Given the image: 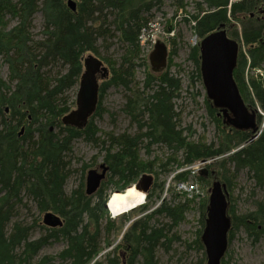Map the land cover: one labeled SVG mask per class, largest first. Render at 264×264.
Listing matches in <instances>:
<instances>
[{"label":"trees","instance_id":"16d2710c","mask_svg":"<svg viewBox=\"0 0 264 264\" xmlns=\"http://www.w3.org/2000/svg\"><path fill=\"white\" fill-rule=\"evenodd\" d=\"M73 1L75 11L66 0H0V65L6 64L9 70L8 80L0 76V264H46L57 258L66 264H159L158 250L169 252L181 240L173 230L184 221L191 202L164 198L156 207L147 202L129 215H120L125 219L135 211L141 212L139 218L126 226L121 240L98 260L104 250V234L116 232L122 225V222L117 225L119 217L111 218L106 209L108 185L114 184V191L123 192L136 184L141 175L153 173L155 179L147 197L150 200L155 196L159 201L164 182L158 177L171 162L179 167L223 156L206 168L212 167L209 174L215 171L217 178L226 181H222L226 188L240 169H248L254 188H264V127L246 145L251 137L249 132L235 129L220 128L217 141L211 143L191 141V127H180L173 104L182 85L180 79L168 69L148 71L141 87L136 86V69L145 64L144 59L142 62L139 59V31L149 22L153 9L159 10L167 0ZM168 1L179 9L185 7L184 0ZM194 8L195 13L186 14L184 20L192 21L191 29L197 39L220 27L236 40L238 49L245 46L246 53L238 52L234 80L241 83L252 108L264 110L263 83L252 77L248 83L245 79L247 66L253 69L264 62V0H196ZM36 12L43 18L42 37L38 39L31 37L30 32ZM11 22L14 24L10 25ZM235 23L241 27L240 32L233 30ZM111 37L122 44L123 52L119 61L98 57L104 60L109 74L100 80L96 111L83 129L64 126L61 117L74 104L68 91L80 80L84 55H96L98 42ZM189 51L199 77L198 44ZM175 53L174 48L169 51V60ZM114 86L130 92L122 111L136 131L105 132L101 137L92 119L99 114L103 93ZM208 109V115L218 124L217 117ZM257 115V123L261 125L262 116ZM80 138L98 146L102 162L107 166L106 177L91 193L86 192L83 184L88 164L81 165V180L73 190L66 192L64 186L71 172L78 171L71 163V152L72 142ZM155 144L171 150L166 162L141 158V151L149 155ZM179 153L181 162L176 157ZM184 173L177 174L175 179H182ZM209 176L196 175L195 179L204 183ZM29 199L33 204L28 211L34 208L43 215L51 212L62 223L40 224L44 233L32 237L37 223L16 218L18 209L27 207ZM204 205H199L203 229L207 213ZM228 211L232 219L230 230L241 226L254 241L264 237L263 201H256L254 209L238 216L231 208ZM201 235L185 243L187 249L193 248L202 255L195 264L205 263ZM56 241L64 242V248L55 256L46 255L37 260L39 251ZM112 242L108 241L107 245ZM121 248L124 262L116 254Z\"/></svg>","mask_w":264,"mask_h":264},{"label":"rangeland","instance_id":"374dc122","mask_svg":"<svg viewBox=\"0 0 264 264\" xmlns=\"http://www.w3.org/2000/svg\"><path fill=\"white\" fill-rule=\"evenodd\" d=\"M194 1L196 0H184V9L177 8L175 3L172 1H165L164 5L160 7L159 10L153 9L152 17L148 20L151 25L145 29V32L152 40L158 39L161 42L167 44L168 52L173 48L176 52L174 55L170 56V60L168 55L166 69H168L169 72L176 78H179L182 84L181 88L176 93L177 96L173 99L175 112H177L179 116L178 120L180 127H191V141L203 140L207 143H211L213 141H217L222 125L219 123V121L218 125L217 122H214L211 116L208 115L209 113L206 104V94L203 83L201 82V76L198 77L195 64L189 58L190 47L197 45L200 41L196 38L193 30L191 29V25L193 24L192 21L184 20L186 14L195 13L196 10L194 8ZM258 16L261 15L258 14ZM13 24L14 22H11L10 25ZM42 24V15L40 12H36L32 22V28L30 30L31 37L34 39L42 37ZM232 28L233 30L236 29L238 32H240L241 27H239L238 23H235L234 27ZM98 45V53L96 55L94 54L95 56L99 57L101 60L105 57L108 60L113 59L115 61H119L118 59L122 55L123 47L122 44L117 41V39L111 37L109 40H101L98 42ZM153 46L147 47L146 44L144 46L140 45L139 47V59L141 62L144 59L145 64H140L135 72V81L137 83L136 86L138 87H141V82L145 79L146 72H152L147 58L149 54L148 52L152 50ZM239 49V53L241 51L246 53L247 51L243 45H241V48L239 46ZM245 70L246 81L252 77L262 82L264 85V62L260 66L253 69H250L247 66ZM8 74L9 70H7V65L2 63L0 65V76L6 81L8 80ZM237 85L243 100L251 105L247 94L243 92L241 83H237ZM77 87L78 84L73 88V90L68 91L70 100L75 99ZM129 93L130 92L128 90H124L123 87L116 86L106 89L103 93L99 104V114L94 115L92 119L93 123L97 127V130L99 131L98 134L101 135V137L105 132L120 134L126 131L131 133L136 131L135 125L131 122V119H129V117L122 111L125 98L127 95H129ZM74 107L75 100L71 110ZM260 110L262 115L260 113L259 114L262 116V124L259 125L257 123L259 126V135L264 127V110ZM185 134L189 136V133L186 130ZM72 143L71 163L73 164V167L78 169V171L74 170L71 172L70 177L64 184L66 192L73 190L80 182L81 175L79 169L81 168L82 164L89 165L83 174L84 184L87 171L89 169L98 167L102 162V153L99 152L100 150L98 146H93L90 142H87L81 138L74 140ZM150 150L152 151L149 153V155H146L144 150H142L140 153L141 158L145 160L156 158L159 163H163L167 161L166 158L168 156L171 157V150L169 151L165 149L161 144H155L151 146ZM235 150H232L231 152L233 153ZM176 157L177 160L181 162V153L178 155L176 154ZM221 157L218 159L221 160ZM159 163H157V165ZM182 166L178 167L176 163L171 162L170 165L165 167L167 171L161 172V175L158 177L164 182L161 197L166 193V197L164 196V198H166L167 201H173L174 199L175 202L183 200H188L191 202L189 204V209L185 212L184 221L179 223V225L173 230V232L180 236L181 240L179 242H175V244H173V250L169 252L158 250L157 257L159 264H195L197 257L202 256L199 255L200 252L195 251L193 248L187 249L185 243L186 241H194L196 237H200L201 235L200 233L203 229V226L199 221V205L205 204L207 206V198L209 194L208 188L211 187L213 180L209 176L206 178V182L200 183L195 179V175L192 177L190 172L185 171L184 175L182 176L183 178L176 180L175 177L177 174H179L178 172ZM230 168L233 173L232 166H230ZM209 169L212 170V167ZM150 174L153 176V179H155L154 174ZM231 179V184L227 186V190L229 192L230 208L234 211L236 216L247 213L249 210L254 209L256 201L261 200L264 202V188H254L253 180L250 178L248 169H240L237 171L235 176L233 174ZM183 180L190 182L196 181L198 183V191L200 195L193 198H187L184 194L177 192L175 189V184ZM221 180L226 183V181L223 179ZM114 187V184L108 185L106 193L109 196L116 192L114 191ZM145 194V203L148 202L150 206L156 207L158 205V201H156L155 196L151 197L149 200L147 197L148 193L146 192ZM27 204V207L22 206L18 209V216L16 218L27 223H37L34 227V232L32 233V237H37L44 233L42 228L39 227L40 224L43 225V214L38 213V211L34 208H32V211L27 210V208L30 206L32 207L33 204L30 199L28 200ZM127 214L129 215V213ZM140 216L141 212L135 211L132 213V215H130V217L126 216L127 218L125 217V219H123V216H120L117 219V225L122 222L121 228L116 232H110L109 235L104 234V237H102V247L104 250L97 257L98 260L103 259L106 253L109 252L121 240V235L123 232H125L126 226H128L132 220L139 218ZM110 240L113 241L112 244L107 245L108 241ZM228 243L229 246L225 252L226 255L222 260L223 264H264V237L254 241L253 238L249 236L247 232H245L244 228L239 226L238 228L233 227L229 231ZM64 246L65 244L62 241L51 242L45 245V247L39 251L37 260L45 257L46 255L55 256L59 250L64 248ZM116 254L119 256L118 258L121 260V262L125 261V255L122 248L118 249ZM46 264H66V262H63L57 258L56 260ZM204 264H206V257Z\"/></svg>","mask_w":264,"mask_h":264},{"label":"water","instance_id":"95a60500","mask_svg":"<svg viewBox=\"0 0 264 264\" xmlns=\"http://www.w3.org/2000/svg\"><path fill=\"white\" fill-rule=\"evenodd\" d=\"M68 7L75 11L76 3L73 0H66ZM153 50L148 56L153 73L162 72L167 66L168 48L164 42L155 41ZM200 51V72L208 97L213 99L224 114V122H230L239 129L247 130L251 128V137L245 142H251L259 135V126L254 124V116L257 109L248 113L239 92L236 81L233 78V71L236 64L238 45L235 39H230L225 29L220 28L209 33L199 42ZM83 70L78 82L75 95V107L69 113L61 117V122L66 126H73L81 129L88 119L96 111L98 104L99 81L107 78L108 67L97 56L92 53L85 55L82 61ZM107 166L101 162L98 167L89 169L86 173V192L91 193L97 189L100 181L104 178ZM200 176H207L208 169L203 168ZM213 175V172L211 173ZM153 181V176L143 174L139 177L135 187L143 193L147 192ZM209 190L208 204L206 206L205 227L201 235V243L204 245L206 264H219L225 244V230L229 225L228 217L225 218L223 209L226 202L223 198L228 196L226 185L216 179L212 182ZM107 206V205H105ZM108 207V206H107ZM43 220L48 225H60L61 219L51 212L44 213Z\"/></svg>","mask_w":264,"mask_h":264},{"label":"bare ground","instance_id":"6f19581e","mask_svg":"<svg viewBox=\"0 0 264 264\" xmlns=\"http://www.w3.org/2000/svg\"><path fill=\"white\" fill-rule=\"evenodd\" d=\"M252 15L253 14L250 13L249 16L251 17ZM150 24L151 23L148 22L147 24L143 25V27L147 28ZM143 27L141 29H143ZM141 29H140V31H141ZM140 33H139V35H140ZM199 58H200V55H199ZM244 145H246V144H244ZM162 199H164V198H162ZM145 200H146V194L141 192V190H138L134 185H131L128 188H126L123 192L112 193L110 195V197L108 198V201L106 203V205L108 206L106 209L108 210V213H110L111 218H118L122 214H127L133 210H138L139 208H141V206L145 205ZM42 220H43V217H42ZM43 222H44V220H43ZM46 225H48V224H46Z\"/></svg>","mask_w":264,"mask_h":264},{"label":"flooded vegetation","instance_id":"af4514ba","mask_svg":"<svg viewBox=\"0 0 264 264\" xmlns=\"http://www.w3.org/2000/svg\"><path fill=\"white\" fill-rule=\"evenodd\" d=\"M230 39H232V38H230ZM238 51L239 50H237L236 52H237V55H236V64H235V66H234V68L232 69V71L235 69V67L237 66V63H238V60H237V57H238ZM199 55H200V53H199ZM200 59V58H199ZM233 78H234V71H233ZM235 81V80H234ZM201 82L203 83V79H202V75H201ZM236 85H237V82H236ZM203 86H204V90H205V94H206V104H208V108H210V110L212 111V113H213V115H215L216 117H217V120L219 121V123L222 125V129H225L226 131H230V130H238V131H244V130H242V129H239L238 127H236L235 125H233L232 123H230V122H227V123H225L224 121V114H222V111H221V109L219 108V107H217L216 106V104H214L213 103V99L211 98H209L208 97V94H207V92H206V88H205V85H204V83H203ZM237 90H238V85H237ZM238 92H239V90H238ZM239 95H240V98H241V100H242V103L244 104V106H245V108L247 109V111H248V113L249 114H251L250 112L252 111V106L250 105V104H248V103H246L244 100H243V98H242V96H241V94H240V92H239ZM209 110V109H208ZM254 110V109H253ZM257 114H255V116H254V124H256V122H257ZM87 125V123L83 126V127H85ZM81 129H83V128H81ZM246 131H248L249 132V134L251 135V132H252V130H251V128L250 127H248V129L246 130ZM211 172H213L214 173V171H211ZM105 177H106V174H105ZM104 177V178H105ZM103 178V179H104ZM211 178H212V180L214 181L215 180V178L217 179V176L216 175H212L211 176ZM102 179V180H103ZM219 180V179H218ZM221 182H222V180H221ZM209 192V191H208ZM208 197H209V194H208ZM224 199V201L226 202V206H225V208L223 209V211H224V216H225V218H227L228 217V219H229V225H228V227H227V229L225 230V233H226V236H225V244L227 245V248H228V246H229V243H228V235H229V231H230V227H231V225H232V219H231V215H230V212L228 211L229 210V208H230V200H229V192H228V196L226 197V198H223ZM208 200V199H207ZM204 246V245H203ZM227 248H226V250H227ZM205 249V248H204ZM226 250H225V252H226ZM225 252H223V256H221L222 258H220V260H219V264H221V262H222V260H223V258L225 257Z\"/></svg>","mask_w":264,"mask_h":264},{"label":"built area","instance_id":"2783aa9c","mask_svg":"<svg viewBox=\"0 0 264 264\" xmlns=\"http://www.w3.org/2000/svg\"><path fill=\"white\" fill-rule=\"evenodd\" d=\"M145 29H146L145 27H143V29H141V31H140L141 33L138 37V43H140V45H142V46L147 44V47H152L155 44L156 39L152 40L149 37V35L146 34ZM209 162L210 161H208V160H203V161L195 162V163H193V165L182 166V168L179 170L178 173H180V172L182 173L184 171L190 172L192 177H193V175L197 174L199 172V170L206 163H209ZM175 189L177 192L184 194L187 198H193L195 196L200 195V193L198 191V183L196 181H193V182L184 181V180L179 181L175 184ZM165 195H166V193L164 195H162V198H164ZM162 198H161V200H162Z\"/></svg>","mask_w":264,"mask_h":264}]
</instances>
